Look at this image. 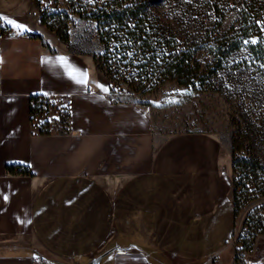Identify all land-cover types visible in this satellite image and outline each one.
Here are the masks:
<instances>
[{"label": "crops", "instance_id": "0c3cea01", "mask_svg": "<svg viewBox=\"0 0 264 264\" xmlns=\"http://www.w3.org/2000/svg\"><path fill=\"white\" fill-rule=\"evenodd\" d=\"M2 22L0 264H234L231 150L204 130L157 138L34 0H0ZM38 92L68 103L67 130L31 127Z\"/></svg>", "mask_w": 264, "mask_h": 264}, {"label": "rangeland", "instance_id": "374dc122", "mask_svg": "<svg viewBox=\"0 0 264 264\" xmlns=\"http://www.w3.org/2000/svg\"><path fill=\"white\" fill-rule=\"evenodd\" d=\"M34 1L39 12L43 10L45 16L54 15L55 24L60 19H71L67 22L68 43L73 48L92 50L96 65L104 72L98 65L100 62L105 64L104 68L107 66L103 56L104 42L101 40L103 32L97 27L96 19L80 14V7L70 0ZM169 2L160 0L154 3L152 17L155 25L160 27L153 29L160 35L166 34L164 21H168L178 36V47L190 45L196 48L195 56L200 64L199 68L192 70L196 82L190 84L166 80L153 87L147 83L137 88V78L145 73L152 74L153 68L143 69L140 74L141 68L131 63L118 68L126 69L125 75L130 80L135 78V85L123 79L117 80L113 72L111 77L104 73L111 86L110 95L140 104L150 115L157 138L178 131L204 130L217 136L223 149L231 150V165L233 151L238 157L264 160V36L251 34L246 41H238L230 35L233 23L243 16L241 0ZM254 2L258 8L264 7V0ZM226 4H232L233 10L215 23L207 19L211 18L215 8H222ZM156 35L155 32L153 36L156 38ZM226 40L231 43L230 47L224 46ZM113 42L111 56L118 60L124 54V49H121L118 38L113 39ZM156 43L157 49L162 52L163 45H158V41ZM134 44L133 40L129 42L126 56H135ZM137 53V56L141 54ZM233 170L232 166L234 174ZM245 178L248 179L247 176ZM252 181L254 189L236 193L233 231L247 207L255 208L264 202V175L254 174ZM230 239L231 235L228 241L231 245ZM260 239L264 237H259L256 243ZM261 262L264 264V258Z\"/></svg>", "mask_w": 264, "mask_h": 264}, {"label": "trees", "instance_id": "16d2710c", "mask_svg": "<svg viewBox=\"0 0 264 264\" xmlns=\"http://www.w3.org/2000/svg\"><path fill=\"white\" fill-rule=\"evenodd\" d=\"M70 1L72 4L80 7V14L95 18L97 21V27L103 32L101 40L104 42L103 56L105 57L107 66L104 68L105 64L100 62L98 65L104 70V73L108 77H111L113 72V76L117 80L123 79L128 81V83L135 85L134 81H136V79L133 78L130 80V78L125 75L126 69L121 70L118 68L120 65L126 66L134 63L141 68L139 72L140 74L143 73V69H148L149 67L153 68L152 72L154 73L140 75L137 78V88H141L143 85H147V83H150L151 85H148L153 87L166 80H177L179 82L190 84L196 82V76L194 72H192L194 68L200 67L198 59L195 56L196 48L190 45L178 47V36L173 32L168 21H164V31L166 34L160 35L158 31L153 29L157 26L160 27V25H155V20L152 17V7L154 3H159L160 0ZM171 1L172 0H170V2ZM39 15L41 21L48 27L54 29L62 39L69 38L67 22L71 20L70 18L60 19L59 22L55 24L54 15L49 14L45 16L43 10H40ZM212 17L213 16H211V18ZM211 18L208 17L207 19H210L215 23L217 19L214 17ZM242 18L243 20H247L245 15H243ZM232 29L233 25L231 30ZM155 32L157 33L156 38L153 36ZM246 32H248V30H246ZM230 35L238 41H241L231 33V31ZM115 38H118L121 49H124V54H121L120 59L118 60L111 56L113 54L112 46H114L113 39ZM132 40L135 43L134 47L136 49V54L135 56L128 57L126 56V51L129 49V42ZM156 41L159 42L158 45H163L162 52H159L160 49H157ZM223 44L226 47L231 46V43L227 40ZM137 52H140L141 54L137 56ZM194 63L195 66H193ZM232 161L239 164L243 173L249 174L251 178L254 174L264 175V172L257 169V167L264 164V160L262 159L260 161H254L245 156L238 157L233 151ZM246 166L252 167L251 173L244 170L246 169ZM9 169L13 170V167L9 166ZM236 183L237 179L233 176L235 205L236 193H241L237 190ZM237 263V259H235L234 264Z\"/></svg>", "mask_w": 264, "mask_h": 264}, {"label": "built area", "instance_id": "2783aa9c", "mask_svg": "<svg viewBox=\"0 0 264 264\" xmlns=\"http://www.w3.org/2000/svg\"><path fill=\"white\" fill-rule=\"evenodd\" d=\"M240 9L247 20L238 18L233 23V33L241 41H246L251 35L264 36V7L258 8L254 0H241ZM233 10L232 4H226L220 9H214L212 16L215 19L222 18L226 13ZM50 18V17H49ZM71 21V20H69ZM248 30V32H246ZM7 23L0 24V38L15 34ZM19 35L24 36L25 32L19 31ZM87 89L91 86L88 84ZM69 106L66 101L58 99L48 92H38L29 94L28 97V118L31 127L37 131H63L67 130ZM233 171L237 179L236 188L239 192L245 193L255 188V184L249 174L243 173L240 165L232 161ZM264 172V164L257 167ZM246 172L251 173L252 167L246 166ZM248 177V179L245 178ZM264 237V202L258 206L247 207L240 218L239 224L231 234V245L233 248L234 260L237 264H249L247 255L254 251L256 241L259 237ZM41 259L42 257H38Z\"/></svg>", "mask_w": 264, "mask_h": 264}, {"label": "water", "instance_id": "95a60500", "mask_svg": "<svg viewBox=\"0 0 264 264\" xmlns=\"http://www.w3.org/2000/svg\"><path fill=\"white\" fill-rule=\"evenodd\" d=\"M247 262L249 264H261L264 258V239H260L255 246L253 253L247 255Z\"/></svg>", "mask_w": 264, "mask_h": 264}, {"label": "snow or ice", "instance_id": "6c2138e0", "mask_svg": "<svg viewBox=\"0 0 264 264\" xmlns=\"http://www.w3.org/2000/svg\"><path fill=\"white\" fill-rule=\"evenodd\" d=\"M17 27H20V28H23V26L22 25H16Z\"/></svg>", "mask_w": 264, "mask_h": 264}]
</instances>
